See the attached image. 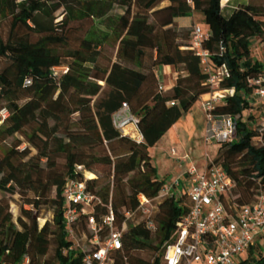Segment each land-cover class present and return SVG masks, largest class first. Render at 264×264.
Returning a JSON list of instances; mask_svg holds the SVG:
<instances>
[{"label": "trees", "instance_id": "1", "mask_svg": "<svg viewBox=\"0 0 264 264\" xmlns=\"http://www.w3.org/2000/svg\"><path fill=\"white\" fill-rule=\"evenodd\" d=\"M257 1L226 15L222 0H0V23H9L6 38L0 27V59L7 61L0 69V192L26 199L15 218L11 201L0 197V264L26 258L29 264H82L92 235L82 213L75 226L80 247L71 248L64 194L69 178L86 181L100 200L92 210L98 220L113 210L123 232L115 264H163L162 247L190 204L184 195H162L166 182L151 148L211 91L191 47L196 12L208 25L202 47L210 52L209 64L225 65L229 76L221 87L235 90L212 111L235 125L214 159L239 193L231 197L232 188L223 202L235 214V206L264 195V126L250 99L251 79L263 68L252 46L254 39L264 42V0ZM168 65L179 74L174 86L160 90L156 70ZM124 103L138 119L141 141L114 125ZM140 193L165 197L155 232L144 222L126 221ZM46 204L53 221L40 226ZM263 242L264 235L237 264H264ZM51 249L52 258L45 259ZM144 251H153L154 259L141 257Z\"/></svg>", "mask_w": 264, "mask_h": 264}, {"label": "built area", "instance_id": "2", "mask_svg": "<svg viewBox=\"0 0 264 264\" xmlns=\"http://www.w3.org/2000/svg\"><path fill=\"white\" fill-rule=\"evenodd\" d=\"M207 37V32L196 26L192 34L191 47L197 50L204 72L208 74L207 83L211 87V91L208 92L210 98L201 104L206 114V140L208 143L213 141L222 143L234 133V120L231 118L217 120L212 111L223 98L233 95L235 90L221 87L229 72L225 65L218 68L210 66V52L202 47V42ZM258 48L262 56L257 58L263 63V68L251 79L255 88L250 99L259 106L257 113L261 115L260 119L264 126V42H259L256 49ZM164 88L160 81L159 89ZM171 104L174 105L175 102ZM7 115V110H3L2 116L5 118ZM113 121L115 127L124 135L134 138L128 130L130 127L140 132L138 119L132 114L127 103L114 114ZM134 139L141 141L142 135ZM179 160L187 164L188 157L183 155ZM234 186L228 173L220 165L215 164L214 160H210L209 156L203 172L194 165L188 166L182 176L165 185L163 196L176 195L178 190L180 196L186 197L190 209L178 221L171 239L162 247L163 264H237V259L256 244L264 235V195H261L254 204L235 206L233 214L224 204L223 196ZM64 194L68 204L65 209V225L69 238L74 241L72 249L80 247V236L75 230L76 223L82 213L88 214L92 236L88 240L90 248L86 251L82 264H115L114 255L123 248V232L115 225L113 210L111 209L100 220L92 214L95 204L100 200L88 190L84 180L69 178ZM160 198L161 196L151 199L140 193L138 208L125 213L126 221L139 215L141 222L155 232L157 230L155 215ZM23 264H29L28 258Z\"/></svg>", "mask_w": 264, "mask_h": 264}, {"label": "rangeland", "instance_id": "3", "mask_svg": "<svg viewBox=\"0 0 264 264\" xmlns=\"http://www.w3.org/2000/svg\"><path fill=\"white\" fill-rule=\"evenodd\" d=\"M250 2H258L257 0H222V6H224V13L228 15L231 13L234 9L240 7L243 4L250 3ZM122 9L120 7H117L115 10V13H121ZM181 23H185L184 21H181ZM196 26H200L201 29L206 33L208 31V25L205 23L204 18L200 12L195 13V23L192 25V29ZM1 31L3 33V36L6 38L8 31H9V23L6 21H2L0 23ZM259 45V41L257 39L253 40V55L254 56H262V52L260 51V48L258 50L256 49ZM108 55H112L113 49H108ZM102 60V59H101ZM105 62L104 58L102 60ZM7 61L5 58L0 59V69H2L6 65ZM178 74L179 70L177 69ZM256 112L258 110L256 109ZM206 115V114H205ZM206 118V116H205ZM261 120V119H260ZM170 130L166 134H168ZM164 135L161 140L156 144L158 147H160L159 151H156L154 147L152 148V155H153V163L157 167L158 175L161 179L165 180L166 184H170L175 178L180 177L186 167L194 165L200 172H203L207 165V157L209 156L210 160H214L218 155L219 147L221 146V142L219 141H213L211 143H208L206 140V136L204 134V131L201 133L196 129L185 131V134L181 132V137L183 142L186 144V151L187 153L184 155H187L188 162L187 164H184L181 160L177 159V155H171L172 159L171 162H167L170 158L169 156V150L170 146L166 143V137L167 135ZM235 139V138H233ZM13 141L12 138L8 140L9 143ZM163 145H167L165 150L162 148ZM97 176H102L100 170H97L94 172ZM90 176V174H88ZM94 178V177H93ZM184 178V177H181ZM236 187H233L232 192L230 193V196L233 198H236L239 196V193L235 190ZM177 197H180V192H178ZM4 196L7 199L11 201V206L14 212V217L17 218L20 214V210L22 205L24 204L25 200L24 197H22L19 194L12 195L8 192H0V197ZM165 197H161L160 199L163 200ZM30 208V207H25ZM47 220L53 221V208L50 204L43 205L41 207L40 211V217L38 218V222L40 226H43ZM131 222L138 224V222H141L142 219L139 215H135L131 220ZM262 241V240H261ZM264 244V242H263ZM257 245V244H256ZM255 245V246H256ZM53 255L52 249L50 250L49 254L45 257V259H51ZM141 257H143L146 260H153L155 257V253L153 251H144L140 252L139 254ZM247 252L244 253L242 256H240L237 261H240L244 258H246Z\"/></svg>", "mask_w": 264, "mask_h": 264}, {"label": "crops", "instance_id": "4", "mask_svg": "<svg viewBox=\"0 0 264 264\" xmlns=\"http://www.w3.org/2000/svg\"><path fill=\"white\" fill-rule=\"evenodd\" d=\"M157 76L163 86L165 88H170L175 85L176 79L178 76V71L175 66H160L156 70ZM210 98V93L203 94L199 100V102L185 115L182 117V119L177 122L171 129L168 134H166L168 139H166V143L168 146H170V149L166 147L167 145H163V149L168 148L169 150V156L170 158L168 159V163L171 162L172 156L171 155H177V159L179 157L183 156L184 154L187 153L186 151V144L183 142L182 137H181V132L185 134V131L190 132V130L196 129L201 133L204 131V134H206V118H205V112L201 107V104L203 101L207 100ZM129 132L134 138H140L141 133L138 132L134 127H130ZM153 148V147H152ZM152 148H151V154L152 153ZM154 149L156 151L160 150V147L157 145L154 146ZM173 151H175L173 153ZM153 159V155H152ZM171 159V160H170ZM155 165V164H154ZM182 176V175H181ZM176 194L179 192L176 190Z\"/></svg>", "mask_w": 264, "mask_h": 264}]
</instances>
